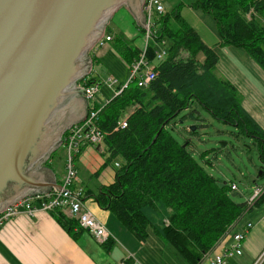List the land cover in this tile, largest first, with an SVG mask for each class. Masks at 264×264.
Returning a JSON list of instances; mask_svg holds the SVG:
<instances>
[{
    "label": "trees",
    "instance_id": "trees-1",
    "mask_svg": "<svg viewBox=\"0 0 264 264\" xmlns=\"http://www.w3.org/2000/svg\"><path fill=\"white\" fill-rule=\"evenodd\" d=\"M193 8L214 18L221 46L244 48L264 70V0H195ZM138 30L145 36V29ZM151 32L153 44L149 41L145 61L156 71L155 79L147 87H139L134 79L120 94L103 103L94 102L92 110H100L99 126L105 133L107 157L102 169L114 164L116 176L97 194H88L140 243L147 242L153 234L188 264H199L251 207L249 199L243 203L234 200L233 194L238 196L239 191L235 181L225 182L210 175L193 157L189 150L191 137L199 136L198 131L188 132L184 147L168 126L184 110L191 112L185 117L198 119L192 105L201 104L219 121L236 127V134L255 140L261 160L260 178L264 177V129L243 107L238 89L219 75L216 51L205 44L179 10L156 14ZM106 34L113 36L110 43L125 64L126 71L121 72L130 77L143 49L124 35L114 34L111 27ZM168 42L166 56L159 60L156 47H165ZM100 49L92 51L97 63L101 60L97 56ZM200 53L205 57L203 63L198 60ZM92 74L83 82L87 87L99 85L100 92L106 81ZM118 82L115 92L125 85L119 79ZM130 108L133 111L127 114ZM124 117L128 126L121 128L119 123ZM233 184L238 191H232ZM263 204L264 194L254 206ZM51 213L74 239L86 232L61 210ZM111 244L107 242L106 248Z\"/></svg>",
    "mask_w": 264,
    "mask_h": 264
},
{
    "label": "water",
    "instance_id": "water-1",
    "mask_svg": "<svg viewBox=\"0 0 264 264\" xmlns=\"http://www.w3.org/2000/svg\"><path fill=\"white\" fill-rule=\"evenodd\" d=\"M144 3L0 0V211L27 193L64 190L42 165L93 108L83 79L114 15L124 6L145 29Z\"/></svg>",
    "mask_w": 264,
    "mask_h": 264
},
{
    "label": "crops",
    "instance_id": "crops-1",
    "mask_svg": "<svg viewBox=\"0 0 264 264\" xmlns=\"http://www.w3.org/2000/svg\"><path fill=\"white\" fill-rule=\"evenodd\" d=\"M170 2L164 0L166 12L174 10ZM186 11L199 28L188 19ZM128 14L136 26L134 17L129 11ZM181 14L205 44L216 51L219 57L217 66L219 75L238 89L242 95L243 107L264 129V70L244 48L221 46L222 40L217 23L211 15L190 8L181 10ZM109 27L113 29L114 34L123 35L120 28V31H116L113 26ZM110 45L112 44L109 43L103 48ZM97 56L100 59L104 58L100 55V50ZM198 60L201 63L205 61L202 53L198 55ZM127 75L123 72L117 74L109 72L106 78L96 74L94 76L103 80L114 76L126 84L129 80ZM109 89L115 92V89ZM106 100L108 99L104 101ZM102 146L86 145L82 149L81 153L86 150V187L77 184L75 187L83 188L86 206L112 235L110 247L107 249L106 242H98L88 232H83L74 239L57 222L53 213L40 211L33 216L22 214L0 228V264H188L170 245L153 234L147 242L140 243L110 211L102 209L92 195L88 194V192L97 194L103 186L115 181V170L114 177L112 172H108L110 174L107 175L108 179H104L106 168L102 169V166L106 158ZM50 169L54 174L53 169ZM54 176L56 184L62 185L64 179L59 180L55 174ZM93 176L96 177L95 180L92 179ZM247 223L253 224V228L248 231L243 244V254L227 259L225 264H252L264 248V204L251 207L218 244L203 256L199 264H212L217 256L222 255L232 245L233 235L245 230Z\"/></svg>",
    "mask_w": 264,
    "mask_h": 264
},
{
    "label": "rangeland",
    "instance_id": "rangeland-1",
    "mask_svg": "<svg viewBox=\"0 0 264 264\" xmlns=\"http://www.w3.org/2000/svg\"><path fill=\"white\" fill-rule=\"evenodd\" d=\"M170 1L171 2L169 4H171L173 9L179 10L180 14L181 10H186V8L195 9L193 8L195 0ZM185 15L195 25V27L199 28L196 21L189 16L187 11L185 12ZM181 17H183L182 14ZM132 20L133 19L128 14V10H126L125 8H121L113 17L110 25L113 26L116 31H120L119 28L123 30V35L128 41L132 42L135 46L145 51L147 46L146 35L144 36L139 32V26H134V22ZM150 44H153L152 39L150 40ZM169 45L170 43L168 42L165 47L157 46L156 51H158V55L166 51V48L169 47ZM95 47L97 48V46ZM100 55L104 58H102L98 63L96 62L94 70L92 69V71H90L87 76L84 77V79L91 75L93 72L94 73L92 75L96 74L97 76L100 75L106 78L109 72L117 74L118 72L126 71L124 68L125 64L120 58V55H118V53L115 51L114 45H110L106 48H101ZM115 95L116 92L110 90L106 85H104L102 86L100 92L96 94L95 100L103 103L105 99H111ZM192 106L195 110H197L194 115H196V117L198 116V119L195 120L189 116L185 117V115H188L191 112L190 110H184L182 114L176 119V121L172 122L168 126V130L179 142L184 143L185 145L187 138L190 136L188 132L191 131V128L195 127V131L199 132V136L191 137L192 146L189 148V150L192 152L193 157L196 158L205 167L206 171L210 175L225 182L235 181L238 184V196L234 197V200L236 202H243L244 200L251 199L253 197V191L251 190L252 187L264 186V177L257 178V175L260 171L259 167L261 166V160L259 157L258 145H255L253 143L255 140L245 135L236 134L238 132V129L236 127L219 121L209 110L204 108L201 104L194 103ZM131 110L133 109L130 108L127 114H130ZM183 116L185 117L184 120L181 119ZM196 125L202 126L198 128ZM222 141H226L228 142V144L224 145ZM248 144L253 145L251 148H249ZM102 149V151H104L103 155L106 158V146L103 145ZM217 149H221V151ZM46 164H49V166H46ZM66 164V152L61 144V147H58L42 166L52 168L54 174L59 178V180H62L67 174ZM74 165L78 173L75 181V186L77 184L78 186L86 187V150H84L79 158L75 160ZM113 165L106 168V171L104 173L105 180H107L108 176L110 175L108 172H112L114 177L115 169ZM92 179L95 180L96 177L93 176ZM75 188L83 190L82 187ZM61 212L69 217L66 211L61 210Z\"/></svg>",
    "mask_w": 264,
    "mask_h": 264
},
{
    "label": "built area",
    "instance_id": "built-area-1",
    "mask_svg": "<svg viewBox=\"0 0 264 264\" xmlns=\"http://www.w3.org/2000/svg\"><path fill=\"white\" fill-rule=\"evenodd\" d=\"M143 9L147 16L145 35L146 44L148 46V40L150 41L152 35L151 27L153 25V18L156 14L165 13L166 8L164 0H145ZM112 40L113 36L105 33L96 46L103 48ZM145 52L146 49L142 53L140 60L133 65L128 82L120 91L116 92L117 95L120 94L129 82L134 79H137L139 87H147L149 83L155 79L157 73L153 67H149L147 65V62L145 61ZM165 56L166 52L164 51L162 54L158 55V59L163 60ZM118 83V79L114 76H111L106 80V85L111 89H115ZM88 88L93 91L94 96H96L99 92V85L97 84L88 86ZM99 112L100 110H92L80 125H74L67 131L65 140L62 143L67 159V174L61 185L64 190L59 191L58 189H53L50 192L45 193H27L24 197L16 200L14 203L8 205L0 211V228L7 222L22 214L33 216L40 211L53 212L55 210H62L66 211L70 217L75 218L79 222V225L86 232L94 236L98 242L107 243L110 240H113V237L106 226L98 220L85 205L84 191L82 189H76L75 187L73 188L78 175L74 162L81 153V150L86 145L101 146L104 143L105 133L99 126ZM119 126L121 128H126L128 126L127 118H124L119 123ZM232 191H238V186L236 184L232 185ZM263 194L264 186H256L253 190V197L249 199V207L254 206L255 202ZM252 227L253 224L247 223L243 232L235 233L233 235L232 245L225 250L222 255L217 256L212 264H225L227 259L241 256L243 254V244L247 238L248 231ZM252 264H264V248Z\"/></svg>",
    "mask_w": 264,
    "mask_h": 264
},
{
    "label": "flooded vegetation",
    "instance_id": "flooded-vegetation-1",
    "mask_svg": "<svg viewBox=\"0 0 264 264\" xmlns=\"http://www.w3.org/2000/svg\"><path fill=\"white\" fill-rule=\"evenodd\" d=\"M121 8H125V9H126V7H124V6H122ZM121 8H120V9H121ZM126 10H127V9H126ZM91 71H92V70H91Z\"/></svg>",
    "mask_w": 264,
    "mask_h": 264
}]
</instances>
